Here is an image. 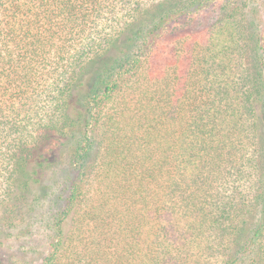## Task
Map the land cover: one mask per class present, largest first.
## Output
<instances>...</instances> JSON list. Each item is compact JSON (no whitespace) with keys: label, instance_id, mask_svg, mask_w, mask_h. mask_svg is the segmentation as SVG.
Here are the masks:
<instances>
[{"label":"trees","instance_id":"1","mask_svg":"<svg viewBox=\"0 0 264 264\" xmlns=\"http://www.w3.org/2000/svg\"><path fill=\"white\" fill-rule=\"evenodd\" d=\"M0 264H264V0H0Z\"/></svg>","mask_w":264,"mask_h":264}]
</instances>
